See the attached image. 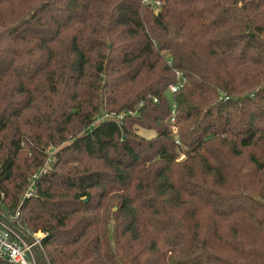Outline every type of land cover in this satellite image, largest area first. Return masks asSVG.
I'll return each instance as SVG.
<instances>
[{
	"label": "trees",
	"instance_id": "16d2710c",
	"mask_svg": "<svg viewBox=\"0 0 264 264\" xmlns=\"http://www.w3.org/2000/svg\"><path fill=\"white\" fill-rule=\"evenodd\" d=\"M2 207L38 264H264V0H0Z\"/></svg>",
	"mask_w": 264,
	"mask_h": 264
},
{
	"label": "built area",
	"instance_id": "2783aa9c",
	"mask_svg": "<svg viewBox=\"0 0 264 264\" xmlns=\"http://www.w3.org/2000/svg\"><path fill=\"white\" fill-rule=\"evenodd\" d=\"M176 83L169 85L171 92L177 91L183 85L180 72L176 73ZM30 185L25 196L29 197ZM44 233L29 228L23 221L17 208L9 212L0 209V260L9 264H38V255L43 251Z\"/></svg>",
	"mask_w": 264,
	"mask_h": 264
},
{
	"label": "rangeland",
	"instance_id": "374dc122",
	"mask_svg": "<svg viewBox=\"0 0 264 264\" xmlns=\"http://www.w3.org/2000/svg\"><path fill=\"white\" fill-rule=\"evenodd\" d=\"M139 132H140L143 136H146V137H150V136L153 135V132H152V131L139 130Z\"/></svg>",
	"mask_w": 264,
	"mask_h": 264
}]
</instances>
